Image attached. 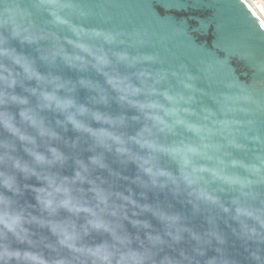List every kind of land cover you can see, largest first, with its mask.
<instances>
[{
  "label": "clouds",
  "instance_id": "obj_1",
  "mask_svg": "<svg viewBox=\"0 0 264 264\" xmlns=\"http://www.w3.org/2000/svg\"><path fill=\"white\" fill-rule=\"evenodd\" d=\"M93 20L0 0V264H264V102Z\"/></svg>",
  "mask_w": 264,
  "mask_h": 264
},
{
  "label": "water",
  "instance_id": "obj_2",
  "mask_svg": "<svg viewBox=\"0 0 264 264\" xmlns=\"http://www.w3.org/2000/svg\"><path fill=\"white\" fill-rule=\"evenodd\" d=\"M106 9L113 24L86 26L124 27L144 25L157 35H167L173 64L183 63L198 76L196 86L220 93L231 83L264 102V15L251 0H91ZM132 23H127L125 17ZM151 51V49H146ZM211 66L205 74L202 69ZM210 107L211 102L203 97ZM264 125V114H258ZM239 155V154H237Z\"/></svg>",
  "mask_w": 264,
  "mask_h": 264
},
{
  "label": "rangeland",
  "instance_id": "obj_3",
  "mask_svg": "<svg viewBox=\"0 0 264 264\" xmlns=\"http://www.w3.org/2000/svg\"><path fill=\"white\" fill-rule=\"evenodd\" d=\"M256 4H258L261 8L262 11L264 12V0H253Z\"/></svg>",
  "mask_w": 264,
  "mask_h": 264
},
{
  "label": "bare ground",
  "instance_id": "obj_4",
  "mask_svg": "<svg viewBox=\"0 0 264 264\" xmlns=\"http://www.w3.org/2000/svg\"><path fill=\"white\" fill-rule=\"evenodd\" d=\"M251 1L255 5V7L259 10V12H261L264 15V12L262 11V8L258 4H256L253 0H251Z\"/></svg>",
  "mask_w": 264,
  "mask_h": 264
},
{
  "label": "snow or ice",
  "instance_id": "obj_5",
  "mask_svg": "<svg viewBox=\"0 0 264 264\" xmlns=\"http://www.w3.org/2000/svg\"><path fill=\"white\" fill-rule=\"evenodd\" d=\"M168 0H161V3H167Z\"/></svg>",
  "mask_w": 264,
  "mask_h": 264
}]
</instances>
